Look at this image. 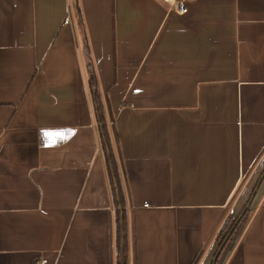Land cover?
I'll list each match as a JSON object with an SVG mask.
<instances>
[{"label": "crops", "instance_id": "0c3cea01", "mask_svg": "<svg viewBox=\"0 0 264 264\" xmlns=\"http://www.w3.org/2000/svg\"><path fill=\"white\" fill-rule=\"evenodd\" d=\"M115 182L127 264H264V0H0V264H117Z\"/></svg>", "mask_w": 264, "mask_h": 264}, {"label": "trees", "instance_id": "16d2710c", "mask_svg": "<svg viewBox=\"0 0 264 264\" xmlns=\"http://www.w3.org/2000/svg\"><path fill=\"white\" fill-rule=\"evenodd\" d=\"M87 81L90 89V96L94 106L95 116L97 121L102 125V130L100 131L101 143L102 147L105 150V160L107 164L108 173L110 177L112 175L116 176V165L113 159L112 154L108 151L109 147V137L106 128V124L104 121V110L103 104L97 90V80L94 74V71L90 64L87 67ZM113 188V196L114 202L116 204V212H115V232H116V251H117V264H127V248H126V218L124 213L123 201L121 199V192L119 190L116 182L112 186ZM248 202H246L245 206L242 208L239 214L235 217L228 216L218 231L216 240L218 241V246L215 250L213 256H216L213 264H220L221 258L223 254L228 250V248L232 245L236 236L242 230L248 219ZM230 222L229 226L223 232V229L226 228L227 224ZM218 253V254H217Z\"/></svg>", "mask_w": 264, "mask_h": 264}, {"label": "built area", "instance_id": "2783aa9c", "mask_svg": "<svg viewBox=\"0 0 264 264\" xmlns=\"http://www.w3.org/2000/svg\"><path fill=\"white\" fill-rule=\"evenodd\" d=\"M162 4H164L167 7V10L169 12H172L177 15H184L189 10V5L191 3V0H159ZM70 17L69 15H66L64 17L63 23H69ZM147 206V204H145ZM38 264H48L46 259H41Z\"/></svg>", "mask_w": 264, "mask_h": 264}, {"label": "snow or ice", "instance_id": "6c2138e0", "mask_svg": "<svg viewBox=\"0 0 264 264\" xmlns=\"http://www.w3.org/2000/svg\"><path fill=\"white\" fill-rule=\"evenodd\" d=\"M43 135H44L45 137H48V138H49V139H48V143H49V144H55V143H56V139H55V137L63 138L62 134H60V133H55V134H53V133L45 132Z\"/></svg>", "mask_w": 264, "mask_h": 264}, {"label": "rangeland", "instance_id": "374dc122", "mask_svg": "<svg viewBox=\"0 0 264 264\" xmlns=\"http://www.w3.org/2000/svg\"><path fill=\"white\" fill-rule=\"evenodd\" d=\"M230 222L227 224L226 228L223 229V232H225V230L227 229V227L229 226Z\"/></svg>", "mask_w": 264, "mask_h": 264}, {"label": "water", "instance_id": "95a60500", "mask_svg": "<svg viewBox=\"0 0 264 264\" xmlns=\"http://www.w3.org/2000/svg\"><path fill=\"white\" fill-rule=\"evenodd\" d=\"M217 254H218V253H217ZM216 256H217V255H216ZM216 256H215L214 259H213L214 261H215V259H216Z\"/></svg>", "mask_w": 264, "mask_h": 264}]
</instances>
